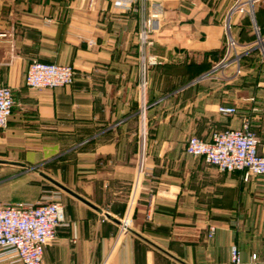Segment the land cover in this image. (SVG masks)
<instances>
[{"label":"crops","instance_id":"1","mask_svg":"<svg viewBox=\"0 0 264 264\" xmlns=\"http://www.w3.org/2000/svg\"><path fill=\"white\" fill-rule=\"evenodd\" d=\"M161 5L147 49L158 63L144 71L138 0H0V86L15 98L0 128V201L62 190L67 224L43 264H230L232 244L252 264L264 251V211L254 208L264 177L246 181L185 152L189 136L209 140L244 117L264 152V0L255 22L247 12L258 40L241 41L240 69L218 67L226 24L240 39L246 23L234 2ZM33 60L71 64L74 83L28 88Z\"/></svg>","mask_w":264,"mask_h":264},{"label":"built area","instance_id":"2","mask_svg":"<svg viewBox=\"0 0 264 264\" xmlns=\"http://www.w3.org/2000/svg\"><path fill=\"white\" fill-rule=\"evenodd\" d=\"M163 1L165 0H138L139 48L144 71L147 64L158 63L156 57L147 55V49L154 45L152 21L162 15ZM249 1L250 10L243 8L242 4L235 6L234 10L250 12L253 20L255 0ZM226 28L227 48L218 67L237 64L240 69V59L244 52L238 50L239 44L230 33V25L226 24ZM263 39L259 35V41ZM261 50L264 55L263 44ZM75 78L76 72L71 64L33 60L27 68L25 84L33 89H55L72 85ZM14 103L13 89L0 86V128L8 126ZM218 111L225 115H234L238 110L235 106L220 105ZM259 144L251 119L244 117L239 127L216 130L212 132L209 140L197 135L189 136L185 143V152L193 157L204 158L222 172L239 171L244 180L248 181L254 176L264 177V152L260 150ZM50 192L35 202L0 201V263L43 264L45 251L56 240L58 228L67 224L61 193ZM129 226L130 216L126 214L121 220V230L127 231ZM216 231V225H210L208 237H214ZM251 263L264 264V253L253 252ZM230 264H244L237 244L230 246Z\"/></svg>","mask_w":264,"mask_h":264},{"label":"rangeland","instance_id":"3","mask_svg":"<svg viewBox=\"0 0 264 264\" xmlns=\"http://www.w3.org/2000/svg\"><path fill=\"white\" fill-rule=\"evenodd\" d=\"M201 1H203V2H205V3H207V4H211V3H216V2H219V1H223V0H201ZM226 2L228 1H230V4H232L233 2H234V5L235 6H237V5H239V4H242V7L243 8H246V9H251V6H250V1L249 0H225ZM255 1H257V0H255ZM236 11H239V12H242V14H245V11L243 10H236ZM250 13V12H249ZM253 30H254V32H255V34H257L256 33V29L253 27ZM257 43V42H256ZM240 49H241V47L239 46L238 47V50L240 51ZM50 189H53V190H55V191H59L60 193L62 192V190L61 189H59V188H57V187H54L53 186V184H50ZM50 189H45L44 188V190H43V192H42V194H41V196H43V195H45V194H47V193H49L51 190ZM51 193V192H50ZM49 193V194H50ZM40 196V197H41ZM258 199V198H257ZM259 200V199H258ZM258 204H260V212L261 211H264V198L263 199H260L259 200V202H255V209L257 210L258 209ZM255 215H256V213H255ZM264 250V249H263ZM262 253H264V251L262 252Z\"/></svg>","mask_w":264,"mask_h":264},{"label":"trees","instance_id":"4","mask_svg":"<svg viewBox=\"0 0 264 264\" xmlns=\"http://www.w3.org/2000/svg\"><path fill=\"white\" fill-rule=\"evenodd\" d=\"M245 15L247 16L246 18V23L244 24L245 26L243 27L242 29V32L240 34L241 38L240 39H237L235 38L236 42L240 45L241 41H251V42H257L258 40V37L255 33L251 34V35H247L248 32L245 31V28L249 27L250 29L249 30H252V22L249 18V14L247 12H245ZM263 35V34H262ZM244 36V37H243ZM243 37V38H242ZM226 41H225V45H224V54L226 52ZM242 60V59H241Z\"/></svg>","mask_w":264,"mask_h":264},{"label":"water","instance_id":"5","mask_svg":"<svg viewBox=\"0 0 264 264\" xmlns=\"http://www.w3.org/2000/svg\"><path fill=\"white\" fill-rule=\"evenodd\" d=\"M253 21L255 22V17L253 16ZM62 189L70 192V193H73L70 189H68L67 187H65L64 185L60 184V183H57ZM74 194V193H73ZM79 197V196H78Z\"/></svg>","mask_w":264,"mask_h":264}]
</instances>
